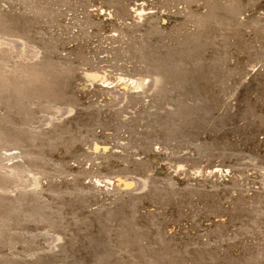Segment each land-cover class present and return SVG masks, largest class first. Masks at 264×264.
<instances>
[{"label":"rangeland","instance_id":"1","mask_svg":"<svg viewBox=\"0 0 264 264\" xmlns=\"http://www.w3.org/2000/svg\"><path fill=\"white\" fill-rule=\"evenodd\" d=\"M103 1L0 0V264H264V0Z\"/></svg>","mask_w":264,"mask_h":264},{"label":"bare ground","instance_id":"2","mask_svg":"<svg viewBox=\"0 0 264 264\" xmlns=\"http://www.w3.org/2000/svg\"><path fill=\"white\" fill-rule=\"evenodd\" d=\"M105 1V0H104ZM103 1V2H104ZM110 1V0H109ZM120 2V1H119ZM99 3V2H98ZM128 3H129V1H128ZM69 4V3H68ZM67 4V5H68ZM86 4V3H85ZM109 5V4H108ZM116 5V4H115ZM114 5V6H115ZM123 5V4H122ZM129 5V4H128ZM127 5V6H128ZM125 6V5H124ZM133 7V6H132ZM137 7H138V5H137ZM100 8V7H99ZM110 8V7H109ZM135 8V7H134ZM142 8V7H141ZM137 9V8H136ZM138 10V9H137ZM142 10H143V8H142ZM141 10V11H142ZM143 12V11H142ZM82 13V12H81ZM120 13V12H119ZM124 13V12H123ZM118 14V13H117ZM125 14V13H124ZM119 15V14H118ZM126 15V14H125ZM140 16V15H139ZM124 17V16H123ZM108 18V17H107ZM113 18V17H112ZM127 18V17H126ZM88 21V20H87ZM1 27V26H0ZM2 28V27H1ZM1 30V29H0ZM2 31V30H1ZM128 32V31H127ZM159 32V31H158ZM155 33V32H154ZM1 34H2V32H1ZM4 34H5V32H4ZM2 36V35H1ZM139 40H141V39H139ZM136 41V40H135ZM142 41V40H141ZM139 43V42H138ZM141 43V42H140ZM29 49V48H28ZM28 49H26V47H24V43H23V41L21 40H17V38L15 39H10V38H6V37H0V106H1V104L5 107L4 109H5V115L6 116H8V115H10V112L11 111H13V108L17 105V104H21L22 103V106L24 105V102L25 101H23V99L25 98V97H27L28 98V96L30 95H28V96H26L30 91H28L29 89H36V90H40L38 87H43V85L42 84H44V83H40L39 81V74H40V72H41V61L39 62V63H37V64H35L34 63V61H33V63L31 62V64L29 63V61L27 62V63H22V62H20V64H17V65H15L14 67H12V69H7V68H4L3 67V65H5V64H7V63H3V55H6V56H8L9 58H10V56L9 55H11L15 50H18V51H20L21 52V54H25L27 51H28ZM33 49H36V48H33ZM142 49V48H141ZM30 51H32V50H30ZM32 54L33 55H37V49L36 50H33L32 51ZM2 55V56H1ZM20 56V55H19ZM8 57H5L4 58V61L8 58ZM27 57V56H26ZM8 61V60H7ZM6 62V61H5ZM36 62H37V60H36ZM19 63V62H18ZM157 63V62H156ZM151 65V64H150ZM155 65V64H154ZM153 65V66H154ZM157 65V64H156ZM165 65V64H164ZM42 66H45V65H43L42 64ZM152 66V67H153ZM159 67V66H158ZM165 68H166V66H165ZM156 69H158L157 67H156ZM94 70V69H93ZM96 70H98V69H96ZM152 70H153V68H152ZM159 70V69H158ZM165 70H167V69H165ZM154 72H156V71H154ZM154 72H152V73H154ZM105 73V72H104ZM157 73V75H158V71L156 72ZM155 73V74H156ZM164 73H166V72H164ZM41 75V74H40ZM163 75V74H162ZM87 80H89V81H103V82H105L104 80H106V78L108 77V76H106L105 74H103V72L101 73V72H99V70L98 71H86V72H84V75H83ZM121 76V75H120ZM129 77V76H128ZM41 78V77H40ZM138 78V77H137ZM160 77H158V79H159ZM120 79H124V77H120ZM126 80V79H125ZM128 80H131V83L134 85V86H137V87H135V89H141V86H143L144 84H145V82L141 79H139V80H133V79H131V77L130 78H128ZM44 81V80H43ZM149 81V80H148ZM51 82V81H50ZM107 82V81H106ZM105 82V83H106ZM127 82V81H126ZM37 83H40L41 85L39 86V84H37ZM158 84L159 85V83L157 82V78L156 77H154L152 80H151V83H150V85H153V86H155V84ZM50 84V83H49ZM130 84V83H129ZM108 85V84H107ZM132 85V86H133ZM50 87V85H48L47 84V88H49ZM129 86V85H128ZM127 86V87H128ZM133 86V87H134ZM53 87V85L51 86V88ZM144 87V86H143ZM161 87V86H160ZM47 88H44V89H47ZM129 88V87H128ZM127 88V89H128ZM134 89V88H133ZM153 89H155L154 87H153ZM33 90V92H40V91H34ZM48 90H51L50 88L48 89ZM55 91H56V89H54ZM53 90V91H54ZM32 91V90H31ZM43 89L41 90V93H43V92H47V93H49L48 91H43ZM51 92V91H50ZM52 93V92H51ZM56 93H58V92H56ZM114 93H116V92H114ZM31 94H34V93H31ZM39 94V93H38ZM54 94V93H53ZM121 95H123L122 93H120ZM119 94V95H120ZM50 95V94H49ZM56 95V94H55ZM127 95V94H126ZM54 96V95H53ZM115 96V95H114ZM119 97H122V96H119ZM26 98V99H27ZM123 98H124V95H123ZM25 100V99H24ZM27 101V100H26ZM25 106V105H24ZM21 106L19 105V108H20ZM15 108H17V107H15ZM14 108V109H15ZM19 108H17V110L19 109ZM25 108H26V106H25ZM66 109H68V108H66ZM66 109H64V111L66 110ZM25 109L23 108L22 109V111H21V109L19 110L20 112H23ZM58 110H60V109H58ZM42 132V131H41ZM95 145H97V144H95ZM100 145V144H99ZM105 147H107V145H104ZM92 148V147H91ZM94 150H96V149H94ZM101 151V150H100ZM111 153V152H110ZM114 153V152H113ZM94 154V153H93ZM101 154H103V153H101ZM106 154H107V152H106ZM98 155V154H97ZM96 155V156H97ZM14 157H16V154L14 153V152H11V153H8V154H5V157H1L0 156V177H1V179H2V177L4 176V177H9V176H11L12 175V177H14V175L16 176L17 174H19V170L20 169H22L21 167H22V165H20V164H18V163H13L14 161H13V159H14ZM106 157H108L107 155H106ZM118 157V156H117ZM113 159V158H112ZM5 160H12L13 162H12V164H6L5 163ZM102 161V160H101ZM110 161V160H109ZM106 162H108V161H106ZM107 164V163H106ZM99 165V164H98ZM8 167V170L5 168V167ZM23 169H25V167H23ZM25 170H27V169H25ZM21 172V171H20ZM83 172V171H82ZM86 172H88V171H86ZM92 173V172H91ZM81 174V173H80ZM89 175H90V173H89ZM27 176V175H26ZM83 176V175H82ZM84 176H86L85 175V173H84ZM92 176V175H91ZM3 177V179H7V178H4ZM19 177L21 178V176L19 175ZM23 177V176H22ZM94 177V176H93ZM100 177V176H99ZM102 177V176H101ZM107 177V176H106ZM110 177V176H109ZM11 178V177H10ZM19 178V179H20ZM120 177H118V179H119ZM9 179V178H8ZM22 179V178H21ZM29 179V178H28ZM31 179V178H30ZM94 179V178H93ZM96 179V178H95ZM99 179V178H98ZM101 179V178H100ZM106 179H108V178H106ZM122 179V178H121ZM125 180H124V182L122 181H120L121 182V185L123 186V185H127L128 184V180H126L127 178L125 177L124 178ZM138 179V178H137ZM109 180V179H108ZM130 180V179H129ZM114 181V180H113ZM119 181V180H118ZM118 181H116V182H114V183H117ZM112 182V181H111ZM120 182H118V183H120ZM113 183V182H112ZM117 187H119V186H117ZM124 187V186H123ZM122 188V187H121ZM125 189V188H124Z\"/></svg>","mask_w":264,"mask_h":264}]
</instances>
